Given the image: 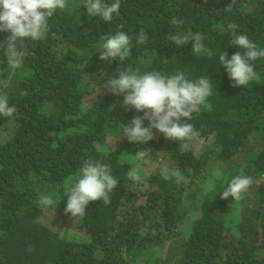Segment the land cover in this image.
<instances>
[{
	"label": "trees",
	"instance_id": "1",
	"mask_svg": "<svg viewBox=\"0 0 264 264\" xmlns=\"http://www.w3.org/2000/svg\"><path fill=\"white\" fill-rule=\"evenodd\" d=\"M230 2L121 0L105 23L87 15L83 0H67L43 38L25 40L20 68L9 67L0 51V78L9 81L0 95L17 109L13 117L0 116V264H138V258L142 264H264V58L254 62L259 81L239 87L219 62L222 51L229 57L243 51L232 44L229 24L264 48V0H236L227 12ZM176 19L184 24L177 27ZM119 25L130 36L140 29L149 36L142 45L133 40L122 67L212 81L207 104L187 121L197 135L183 154L180 142L156 130L144 145L120 139L121 124L143 113L126 111L123 96L104 90L120 62L101 61L97 51ZM188 30L203 35L212 56L166 38ZM7 35L0 32V40ZM141 148L150 150L152 164L132 156ZM89 158L107 163L119 184L109 204L90 202L83 217L59 227L47 212L64 214L67 178ZM161 160L179 167L184 179L165 180L152 166ZM133 166L142 183L128 179ZM240 173L254 180L244 198L221 199ZM42 195L55 203L41 207Z\"/></svg>",
	"mask_w": 264,
	"mask_h": 264
},
{
	"label": "clouds",
	"instance_id": "2",
	"mask_svg": "<svg viewBox=\"0 0 264 264\" xmlns=\"http://www.w3.org/2000/svg\"><path fill=\"white\" fill-rule=\"evenodd\" d=\"M236 0L224 8L230 12ZM90 17H96L110 23L114 14L119 12L121 0H113L105 3L104 0H83L82 5ZM67 0H0V32L8 35L0 40V51L6 53V60L12 69L20 68L23 64V47L25 40H38L43 38L48 28L49 18L57 10H64ZM177 27L184 24L183 19H176ZM232 30V44L238 49L228 56L222 51L219 54L220 66L226 70L227 77L232 81V87L247 86L249 82L259 81L255 68V61L264 58V48H258L257 44L249 39L246 34L236 35L238 25L229 24ZM123 25L117 26L114 34L104 37L98 59L109 64L118 60L120 66L113 78L108 79L104 90L116 96H123L122 107L126 111L135 110L143 115L134 116L130 123L121 124V137L129 143L144 145L155 139L157 133L163 135L166 140H176L179 143V151L183 154L191 148L190 141L197 135L194 126L187 121L192 118L194 112H198L201 106L207 104L208 97L213 94V84L208 76L189 80L186 74L179 71L175 74L165 75L161 71L153 70L140 73L138 68L131 66L122 67V63L131 55V49L135 45H142L148 39V33L140 29L135 36L120 30ZM176 46L182 47L191 42V51L197 55L212 56L213 52L204 44V37L199 32L177 31L169 33L166 37ZM0 87H9L7 78H0ZM17 112L16 107L10 106L8 97L0 95V116L13 117ZM147 121V126L144 122ZM134 158L141 165L152 164L150 150H138ZM159 169V174L165 179L175 178L183 180L184 176L179 167L170 161L161 160L152 165ZM128 179L134 182H143L137 167L133 166L128 171ZM252 177L243 173L235 175L222 191L221 199L229 196L233 201H241L249 188L253 185ZM118 180L111 174L107 163H101L95 159H86L78 171L67 178L65 194L67 196L64 212L71 217H83L85 208L90 202L103 200L104 204L111 202L110 193L116 189ZM61 198V197H60ZM60 201V200H59ZM38 203L41 207L53 205L55 202L51 195H42ZM58 203L56 204L57 207ZM145 225L141 232H147Z\"/></svg>",
	"mask_w": 264,
	"mask_h": 264
},
{
	"label": "rangeland",
	"instance_id": "3",
	"mask_svg": "<svg viewBox=\"0 0 264 264\" xmlns=\"http://www.w3.org/2000/svg\"><path fill=\"white\" fill-rule=\"evenodd\" d=\"M142 168H143V170L146 173H148L147 168H144V167H142ZM63 200L67 201V196L66 195H64ZM47 213H48L47 217L49 219L55 221V223L59 227H62V228H65V226L68 227L73 222V220L71 219V216H67V214L65 212H63L64 214H59L58 212H55L53 209H49ZM191 215H192V213L188 214L186 216L187 219L184 221V230L185 231L189 229V223H190V220H191L190 219ZM71 230H73V232H75V229H71ZM78 233H80V232L78 231ZM137 260L139 262L138 264H142V262H144V258H138Z\"/></svg>",
	"mask_w": 264,
	"mask_h": 264
}]
</instances>
